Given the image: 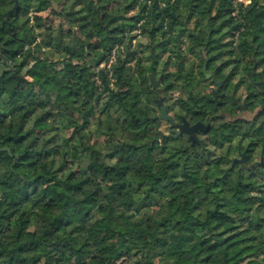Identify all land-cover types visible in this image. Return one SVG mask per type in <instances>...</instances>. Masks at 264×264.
Returning a JSON list of instances; mask_svg holds the SVG:
<instances>
[{"label": "trees", "instance_id": "16d2710c", "mask_svg": "<svg viewBox=\"0 0 264 264\" xmlns=\"http://www.w3.org/2000/svg\"><path fill=\"white\" fill-rule=\"evenodd\" d=\"M0 44V264H264V0H0Z\"/></svg>", "mask_w": 264, "mask_h": 264}, {"label": "water", "instance_id": "95a60500", "mask_svg": "<svg viewBox=\"0 0 264 264\" xmlns=\"http://www.w3.org/2000/svg\"><path fill=\"white\" fill-rule=\"evenodd\" d=\"M2 45L0 44V69L5 67V63H7L9 60L8 58L1 52ZM12 63H10L11 65ZM208 76V75H207ZM149 79H150V85L154 88L159 87L161 81L160 79L156 78L155 75L150 72L149 73ZM157 103L161 107V115L164 117L167 121L170 122L171 126H176L177 129L175 131L179 132H187L189 134H195L197 131H207L210 127V123L204 124L201 121H197L194 124H189L186 119L183 120L182 123H176L173 116L168 112V106L163 104V97L158 98ZM243 109H245V104H242Z\"/></svg>", "mask_w": 264, "mask_h": 264}, {"label": "rangeland", "instance_id": "374dc122", "mask_svg": "<svg viewBox=\"0 0 264 264\" xmlns=\"http://www.w3.org/2000/svg\"><path fill=\"white\" fill-rule=\"evenodd\" d=\"M207 75L210 77L211 76V73L210 72H207ZM173 86H174V84L172 83V85H171V83H170L168 86L160 89L161 90V97H163V103H164L165 100L167 102V99H171V98L177 96L178 90H176L175 88H173ZM215 87H216V85H212L211 86V89H215ZM241 114H242V116L245 119L247 118L248 120H251L253 118V114L250 113V112L242 111Z\"/></svg>", "mask_w": 264, "mask_h": 264}, {"label": "built area", "instance_id": "2783aa9c", "mask_svg": "<svg viewBox=\"0 0 264 264\" xmlns=\"http://www.w3.org/2000/svg\"><path fill=\"white\" fill-rule=\"evenodd\" d=\"M134 32H136V33H140V30L137 29V30H135ZM134 42H135V41H134ZM115 59H116V51L113 52L110 61L113 62Z\"/></svg>", "mask_w": 264, "mask_h": 264}, {"label": "flooded vegetation", "instance_id": "af4514ba", "mask_svg": "<svg viewBox=\"0 0 264 264\" xmlns=\"http://www.w3.org/2000/svg\"><path fill=\"white\" fill-rule=\"evenodd\" d=\"M161 91V90H160ZM164 104V103H163Z\"/></svg>", "mask_w": 264, "mask_h": 264}]
</instances>
